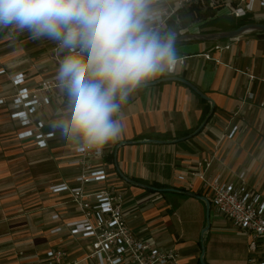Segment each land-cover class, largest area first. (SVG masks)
Masks as SVG:
<instances>
[{"label": "crops", "instance_id": "1", "mask_svg": "<svg viewBox=\"0 0 264 264\" xmlns=\"http://www.w3.org/2000/svg\"><path fill=\"white\" fill-rule=\"evenodd\" d=\"M191 8L200 11L193 6L172 15L179 18L183 31V14ZM216 22L237 24L222 23L219 18ZM200 31L222 30L210 27ZM227 42L231 47L224 52L214 51L216 42L178 44L177 68L130 96L121 110L120 137L103 149L102 156L90 159V170L105 171L106 180L84 184L83 200L89 203L96 201L101 190L120 194L123 214L136 237L152 246L174 249L181 264L200 261L206 205L188 194L207 195L201 176L238 182L239 175L245 173L239 181L241 187L264 199V32L221 43ZM56 47L46 39L31 40L27 33L0 31V99L6 100L0 105V190L13 182L17 189L27 190L21 208L5 207L4 191L0 192V264H43L51 250H66L69 261L92 252L90 240H75L65 230L68 223L83 219L72 195L51 191L63 184L68 188L83 185L78 181L82 166L71 164L76 156L74 147L57 137L49 142L50 147L41 149L33 139L18 137L34 126L22 127L11 119V103L18 91L11 78L23 75L24 87L32 90L55 76L57 59H62ZM187 83L211 99L214 108ZM46 96L52 104L35 116V122L45 123L44 133H59L49 122L62 106L63 94L56 88ZM235 126L237 131L230 137ZM21 166L28 173L24 184L20 183L24 176L15 169ZM41 168L43 172L37 171ZM14 203L19 205V200ZM9 212L14 217L6 220L3 215ZM212 215L206 263L247 264L248 235L234 236L216 229L214 219L221 217ZM57 228L63 232L53 233Z\"/></svg>", "mask_w": 264, "mask_h": 264}, {"label": "clouds", "instance_id": "2", "mask_svg": "<svg viewBox=\"0 0 264 264\" xmlns=\"http://www.w3.org/2000/svg\"><path fill=\"white\" fill-rule=\"evenodd\" d=\"M183 0H0V31L56 44L63 94L50 127L79 153L101 154L121 135L130 96L179 63Z\"/></svg>", "mask_w": 264, "mask_h": 264}, {"label": "built area", "instance_id": "3", "mask_svg": "<svg viewBox=\"0 0 264 264\" xmlns=\"http://www.w3.org/2000/svg\"><path fill=\"white\" fill-rule=\"evenodd\" d=\"M229 5L232 8H229ZM193 6L218 11L219 14L226 12L228 18L248 24L264 19V0H183V5L177 6L172 15ZM219 14L214 18H225ZM230 47L228 42L226 44L216 42L213 49L224 52ZM55 51H58L57 47ZM206 57L211 58L209 54ZM60 60L61 58L57 59L58 66ZM180 62L184 64L183 60ZM11 81L18 88L11 103L13 108L11 119L22 127L34 126L33 130L23 132L18 137L21 140L33 139L41 149L50 147L49 142L61 135L44 133L45 123L41 120L35 122V116L52 104V99L46 96V93H52L58 88L55 76L42 81L32 90L24 87L23 75L14 76ZM249 96L254 98L252 93ZM5 104L6 100L0 99V105ZM236 131L235 126L229 136L232 137ZM75 154L71 164L82 166L83 174L78 181L83 185L68 188L63 184L52 187L51 191L53 193L68 191L72 195V203L82 214L83 219L68 223L65 230L75 240H90L92 252L81 260L69 261L66 250H51L43 258V264H181L180 255L174 249L152 246L136 237L123 214V199L120 194L101 190L96 195L94 203L83 200L84 184L106 180L105 171L90 170V159L102 156L103 151L98 155L94 151L82 154L75 150ZM244 177L245 173H242L238 177V182H223L218 176L213 178L201 176L207 193L205 197L210 200L214 213L230 221L236 230L250 238L248 264H264V199L259 194L250 192L248 188L241 187L239 181L244 180ZM62 232L63 228L53 231L55 234Z\"/></svg>", "mask_w": 264, "mask_h": 264}, {"label": "rangeland", "instance_id": "4", "mask_svg": "<svg viewBox=\"0 0 264 264\" xmlns=\"http://www.w3.org/2000/svg\"><path fill=\"white\" fill-rule=\"evenodd\" d=\"M229 8H232V6L229 5ZM199 9H200V11H198V9L195 10V8H191V10L188 11V13L184 12V14H183L184 20H182V21L186 20V22H188L184 30H188V33H202L200 31V29H201L200 27H201L202 24L205 23V21L206 22L210 21V20L217 21V19H215L214 17L219 14L218 11H214V10L208 11V10L202 9L200 7H199ZM189 12L195 15V20L194 21H190V22L188 21L190 19V16L192 15V14L190 15ZM207 14L210 17L207 16ZM226 14H227L226 12H221L219 14V16H223V15L225 16V18H220L219 19L220 22L226 23V24L239 23V21H237V20H234L232 18H228L226 16ZM207 17H209L211 19L210 20H206ZM253 23H259V22H253ZM15 169H16V171H18V170L20 171L19 173H20L21 177L24 176V178H21L20 183H22V184L26 183V176L28 175V173L25 172L26 168L21 166V167H19V169H17V168H15ZM37 171L43 172V168L38 169ZM41 184L42 183L37 184L38 190L40 189L39 185H41ZM26 191H27L26 189L25 190L17 189V187H16L14 182L13 183H8L7 185H5V188L3 190H0V192H3L2 195H3L4 201L7 202L5 207H8V208H14L15 206H18L20 208L23 207L24 200H26V197H27ZM15 193H17V194L15 195ZM14 200H19V205L15 204ZM212 212H214L213 208H211V214H212ZM13 217L14 216L11 215V212L6 213L5 215H3V218H5L6 220H11ZM211 218H213V215H212ZM214 223L218 224L215 227L216 229H219V230L224 229L225 230L224 232H226V234H230V235H234V236H243L244 235V234L240 233L238 230H236V228L233 226V224L230 221L226 220L225 218H222V217H221V219L220 218H217V219L215 218L214 219ZM222 223L223 224H227V225L221 226L220 224H222ZM203 230L201 232V240H200V242H201V253H202L203 247L205 246V248H206L208 246V244H207V235H205L203 237ZM219 232H221V231H219ZM247 252H248V258H249V251H247ZM246 257H247V253L245 254V259H246ZM248 258H247V264H248ZM199 264H201L200 261H199ZM242 264H244V263H242Z\"/></svg>", "mask_w": 264, "mask_h": 264}, {"label": "water", "instance_id": "5", "mask_svg": "<svg viewBox=\"0 0 264 264\" xmlns=\"http://www.w3.org/2000/svg\"><path fill=\"white\" fill-rule=\"evenodd\" d=\"M253 32H264V23H249L242 25L236 29L233 30H227V31H216V32H209V33H187V34H181L178 44L184 43V42H222L225 40H233L238 39L246 34L253 33ZM188 84V83H187ZM201 98L204 100L210 102L212 104V107L214 108V102L209 99L207 96H205L202 92H200L197 88L193 87L191 84H188ZM212 112L209 114L208 118L205 120L203 125L199 130H201L207 123L208 119L211 117ZM159 144H164L167 142H161L157 141ZM147 189H154L151 187H146ZM166 191H174L179 192L173 189H168ZM187 194L186 192H184ZM189 196L201 200L206 205V227L203 230V237L208 234L210 228H211V202L208 198L199 196L196 194H188ZM205 254H206V248L203 247L201 256H200V262L201 264H207L205 261Z\"/></svg>", "mask_w": 264, "mask_h": 264}, {"label": "trees", "instance_id": "6", "mask_svg": "<svg viewBox=\"0 0 264 264\" xmlns=\"http://www.w3.org/2000/svg\"><path fill=\"white\" fill-rule=\"evenodd\" d=\"M190 13V12H189ZM192 13H190V15H191ZM207 16H209L208 14H207ZM195 20V15L194 14H192L191 16H190V19L188 20L189 22L190 21H194ZM187 23L188 22H186V21H183V26H186L187 25ZM245 24H247V23H245V22H239V23H237V24H235V25H233V26H225V25H222V24H219V23H217L216 21H213V20H210V21H207V22H205L204 24H202L201 25V29H205V28H210V27H218L220 30H222V31H227V30H233V29H236V28H238V27H240V26H242V25H245ZM188 33V30H184V31H182L181 32V34H187ZM204 33H209V32H204ZM180 34V35H181ZM225 41H227V40H225ZM225 41H223V42H225Z\"/></svg>", "mask_w": 264, "mask_h": 264}]
</instances>
